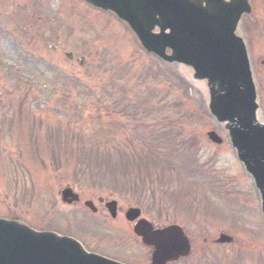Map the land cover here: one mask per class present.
Here are the masks:
<instances>
[{
  "label": "rangeland",
  "instance_id": "374dc122",
  "mask_svg": "<svg viewBox=\"0 0 264 264\" xmlns=\"http://www.w3.org/2000/svg\"><path fill=\"white\" fill-rule=\"evenodd\" d=\"M41 1L0 0V37L4 29L11 34V18L22 22L14 9L23 4L35 24L24 38H0V216L75 235L90 251L125 263L151 264V250L125 217L140 207L156 226L184 227L192 253L179 264H264L260 195L210 113L207 82L147 53L126 24L84 0ZM251 2L239 34L264 122V0ZM103 151L114 153L108 164ZM67 186L94 200L98 212L64 204ZM111 196L116 218L98 201ZM221 232L234 242L215 244Z\"/></svg>",
  "mask_w": 264,
  "mask_h": 264
},
{
  "label": "water",
  "instance_id": "95a60500",
  "mask_svg": "<svg viewBox=\"0 0 264 264\" xmlns=\"http://www.w3.org/2000/svg\"><path fill=\"white\" fill-rule=\"evenodd\" d=\"M86 1L126 21L149 52L171 63L190 65L196 78L208 80L211 110L220 121L228 122L232 142L256 178L264 200V125L257 118L256 87L246 44L237 34L242 16L252 13L249 0ZM167 49L172 50L171 55ZM211 136L216 139L214 134ZM65 195L70 196L69 192ZM108 208L115 217L117 203L108 204ZM139 216L138 209L127 214L131 221ZM135 232L156 247L155 264H165L189 252L188 241L176 226L154 229L141 220ZM224 240L223 236L221 241ZM0 264L122 263L88 253L72 238L0 219Z\"/></svg>",
  "mask_w": 264,
  "mask_h": 264
},
{
  "label": "bare ground",
  "instance_id": "6f19581e",
  "mask_svg": "<svg viewBox=\"0 0 264 264\" xmlns=\"http://www.w3.org/2000/svg\"><path fill=\"white\" fill-rule=\"evenodd\" d=\"M201 87H203V88H204V85H201ZM204 90H205V88H204Z\"/></svg>",
  "mask_w": 264,
  "mask_h": 264
}]
</instances>
